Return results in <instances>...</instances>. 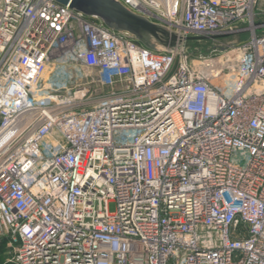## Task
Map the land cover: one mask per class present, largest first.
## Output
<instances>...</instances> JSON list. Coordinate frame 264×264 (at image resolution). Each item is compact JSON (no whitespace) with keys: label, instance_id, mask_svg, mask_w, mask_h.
<instances>
[{"label":"built area","instance_id":"built-area-1","mask_svg":"<svg viewBox=\"0 0 264 264\" xmlns=\"http://www.w3.org/2000/svg\"><path fill=\"white\" fill-rule=\"evenodd\" d=\"M118 1L180 34L249 35L154 51L54 0H0L8 263L264 264V0Z\"/></svg>","mask_w":264,"mask_h":264},{"label":"water","instance_id":"water-1","mask_svg":"<svg viewBox=\"0 0 264 264\" xmlns=\"http://www.w3.org/2000/svg\"><path fill=\"white\" fill-rule=\"evenodd\" d=\"M68 5L87 16H95L108 28L127 32L144 47L154 51L183 53L185 44L194 41L217 40L229 36L228 32L214 34H180L137 14L118 0H54Z\"/></svg>","mask_w":264,"mask_h":264},{"label":"rangeland","instance_id":"rangeland-1","mask_svg":"<svg viewBox=\"0 0 264 264\" xmlns=\"http://www.w3.org/2000/svg\"><path fill=\"white\" fill-rule=\"evenodd\" d=\"M248 33H243L236 36H227L219 38L216 41H194L185 44V51L191 56L209 55L214 53L215 49H223L227 45H232L237 42H242L247 39ZM43 79L49 84H54L61 93H68V89L83 83L79 72H72L64 76H57L53 71H46L43 74ZM8 254L5 251H0V264L8 263Z\"/></svg>","mask_w":264,"mask_h":264},{"label":"trees","instance_id":"trees-1","mask_svg":"<svg viewBox=\"0 0 264 264\" xmlns=\"http://www.w3.org/2000/svg\"><path fill=\"white\" fill-rule=\"evenodd\" d=\"M0 251H4V248L2 246L0 247Z\"/></svg>","mask_w":264,"mask_h":264}]
</instances>
